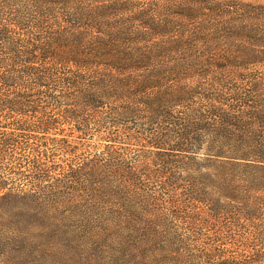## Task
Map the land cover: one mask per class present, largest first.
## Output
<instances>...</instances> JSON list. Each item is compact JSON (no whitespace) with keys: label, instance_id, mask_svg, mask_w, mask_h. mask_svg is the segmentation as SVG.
Instances as JSON below:
<instances>
[{"label":"trees","instance_id":"trees-1","mask_svg":"<svg viewBox=\"0 0 264 264\" xmlns=\"http://www.w3.org/2000/svg\"><path fill=\"white\" fill-rule=\"evenodd\" d=\"M131 127L158 166L122 181L163 177L169 209L240 249L215 243L197 264H264V2L251 0H0V264L15 215L63 204L88 175L67 162L45 185L49 143L69 128L115 144Z\"/></svg>","mask_w":264,"mask_h":264},{"label":"rangeland","instance_id":"rangeland-1","mask_svg":"<svg viewBox=\"0 0 264 264\" xmlns=\"http://www.w3.org/2000/svg\"><path fill=\"white\" fill-rule=\"evenodd\" d=\"M141 131L139 127L125 128L128 136L112 144L66 128V141H49V147L57 149L48 164L56 170L45 185L67 178L60 167L67 162L88 175L83 185L64 191L63 204L42 201L15 215L17 223L1 254L2 264H172V256L177 261L182 257L179 264H197L201 250L215 243L226 250V257H239L236 245L213 244L208 236L215 232L203 228V233L192 209L183 204L178 206L179 213L168 208L167 199L175 196L169 187L165 192L163 177H153L148 183L145 179L127 181L129 186L122 181L121 172L126 174L130 167L141 174L158 166L157 149L145 146L138 138ZM115 150L123 156L117 162L109 157ZM98 163L94 177L89 173ZM180 241L190 249L182 250L181 244L177 248Z\"/></svg>","mask_w":264,"mask_h":264}]
</instances>
